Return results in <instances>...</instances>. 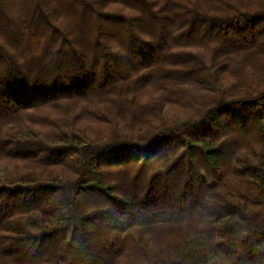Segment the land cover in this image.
I'll use <instances>...</instances> for the list:
<instances>
[{
	"label": "trees",
	"instance_id": "16d2710c",
	"mask_svg": "<svg viewBox=\"0 0 264 264\" xmlns=\"http://www.w3.org/2000/svg\"><path fill=\"white\" fill-rule=\"evenodd\" d=\"M10 1L0 126L57 128L0 131L26 164L0 173V261L116 264L147 235L145 264H264V0ZM85 104L107 130L43 114Z\"/></svg>",
	"mask_w": 264,
	"mask_h": 264
},
{
	"label": "rangeland",
	"instance_id": "374dc122",
	"mask_svg": "<svg viewBox=\"0 0 264 264\" xmlns=\"http://www.w3.org/2000/svg\"><path fill=\"white\" fill-rule=\"evenodd\" d=\"M23 1L22 0H11L8 6L9 16L16 20L17 22L20 21L23 17ZM61 22L66 25L70 24V20L60 18ZM113 46L115 44H112ZM189 48V46H188ZM195 49L202 51L205 54H208L210 51L207 45L199 43L198 45L194 46ZM153 90L147 88L141 94L142 100H149L152 98ZM93 105H80L77 107L72 113L69 112H60V111H53V110H46L43 114L50 117L53 121L57 122L60 128L68 129V127H81L85 130L89 131L90 133L95 134L97 132H103L107 130L109 127L106 123L97 122L93 118H91L85 111L86 108H92ZM56 126H48V125H39L35 124L29 120H20L15 121L11 125L0 126V131H6L8 129H12L18 132L22 136H26L29 134H50L55 131ZM264 154V147H261L258 144H254L249 149L245 150V153L250 156L251 158H256L259 156V153ZM21 167L24 168L26 166L25 163L22 162H13L7 159H0V173L2 170L7 167ZM135 237L138 236L137 233H134ZM128 248L129 250L124 253L116 262V264H145V259L151 257L153 255H160L161 252L164 251L166 248L163 245H158L154 242L149 236L144 235L141 239V246L137 248H133L134 245L130 244ZM0 264H7L0 261Z\"/></svg>",
	"mask_w": 264,
	"mask_h": 264
}]
</instances>
